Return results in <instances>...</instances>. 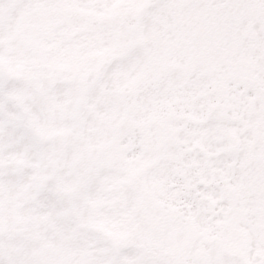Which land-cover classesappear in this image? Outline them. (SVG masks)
<instances>
[{"label":"snow or ice","instance_id":"obj_1","mask_svg":"<svg viewBox=\"0 0 264 264\" xmlns=\"http://www.w3.org/2000/svg\"><path fill=\"white\" fill-rule=\"evenodd\" d=\"M0 264H264V0H0Z\"/></svg>","mask_w":264,"mask_h":264}]
</instances>
